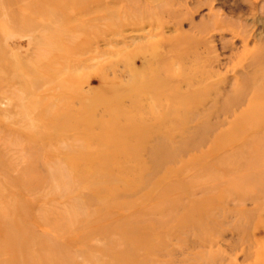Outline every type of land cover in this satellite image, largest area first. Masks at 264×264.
<instances>
[{
	"label": "rangeland",
	"instance_id": "rangeland-1",
	"mask_svg": "<svg viewBox=\"0 0 264 264\" xmlns=\"http://www.w3.org/2000/svg\"><path fill=\"white\" fill-rule=\"evenodd\" d=\"M104 1L0 0V264H264V0Z\"/></svg>",
	"mask_w": 264,
	"mask_h": 264
},
{
	"label": "bare ground",
	"instance_id": "bare-ground-1",
	"mask_svg": "<svg viewBox=\"0 0 264 264\" xmlns=\"http://www.w3.org/2000/svg\"><path fill=\"white\" fill-rule=\"evenodd\" d=\"M41 1L43 3L53 2V1L59 2V6L61 7V10H62L61 12H65V11L69 10V13H72L74 15H79V16H90L93 14H98V13L102 12L103 10H105V6H106V5H104V2H105L104 0H52V1L51 0H41ZM70 3H72L73 5ZM108 30H112V29H108ZM108 98H110V97H108ZM102 103L105 105L104 99L99 104H102ZM59 118H63V116L61 115V117H59V113H58L55 120L58 121ZM68 122H70V121H68ZM95 122H97V121H94L93 123L92 122L89 123V127L94 126L96 124ZM76 124H77V126H79L78 125L79 123H76ZM85 125H86V123H85ZM100 126L104 129V127L106 125H102V123H101ZM87 128H88V123H87ZM109 129H111V127ZM108 131H113V130L111 129Z\"/></svg>",
	"mask_w": 264,
	"mask_h": 264
}]
</instances>
